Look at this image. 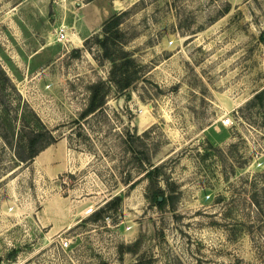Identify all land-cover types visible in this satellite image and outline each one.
<instances>
[{"label": "rangeland", "instance_id": "374dc122", "mask_svg": "<svg viewBox=\"0 0 264 264\" xmlns=\"http://www.w3.org/2000/svg\"><path fill=\"white\" fill-rule=\"evenodd\" d=\"M0 264H264V0H0Z\"/></svg>", "mask_w": 264, "mask_h": 264}, {"label": "trees", "instance_id": "16d2710c", "mask_svg": "<svg viewBox=\"0 0 264 264\" xmlns=\"http://www.w3.org/2000/svg\"><path fill=\"white\" fill-rule=\"evenodd\" d=\"M121 16L122 14L119 16L116 15L103 25L102 33L104 37L103 39H98V43L103 49L104 58L110 60L113 66L107 81L100 80L89 88L90 96L88 104L81 113V118L83 119L103 110L107 104V98L112 92V88H115L118 93H122L129 90L140 80L138 77V71H135L134 68H132L136 67V65L135 62L131 60L130 56L125 55L122 59H128L124 60L123 63L118 64L117 59L113 54V50L110 48L112 42L114 46L116 45L114 41L117 40L119 34L118 28L121 24ZM43 138L44 134L33 131V135L28 141V146L31 149L29 159L36 157L45 148V146H42L39 150L35 148ZM50 144L52 143H49L48 145ZM161 197L163 198L162 201H160ZM153 202H155L160 208H163L167 203L164 192L157 191L153 196Z\"/></svg>", "mask_w": 264, "mask_h": 264}, {"label": "built area", "instance_id": "2783aa9c", "mask_svg": "<svg viewBox=\"0 0 264 264\" xmlns=\"http://www.w3.org/2000/svg\"><path fill=\"white\" fill-rule=\"evenodd\" d=\"M57 39H58V41H60V42H63V41H66L67 40V34L65 33V31L64 30H61L59 33H58V35H57ZM225 124L226 125H232V122H231V119H226L225 120ZM90 213H92V211H90ZM68 243L69 242H65L64 243V247H67L68 246Z\"/></svg>", "mask_w": 264, "mask_h": 264}, {"label": "water", "instance_id": "95a60500", "mask_svg": "<svg viewBox=\"0 0 264 264\" xmlns=\"http://www.w3.org/2000/svg\"><path fill=\"white\" fill-rule=\"evenodd\" d=\"M160 201H162V198H160Z\"/></svg>", "mask_w": 264, "mask_h": 264}]
</instances>
